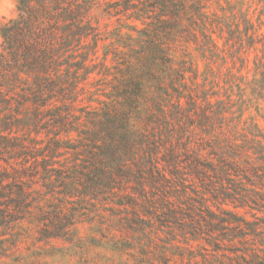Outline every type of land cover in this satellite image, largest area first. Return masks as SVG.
<instances>
[{
	"label": "trees",
	"instance_id": "trees-1",
	"mask_svg": "<svg viewBox=\"0 0 264 264\" xmlns=\"http://www.w3.org/2000/svg\"><path fill=\"white\" fill-rule=\"evenodd\" d=\"M12 1L0 26V264H17L36 229L70 237L73 196L130 185L137 195L119 205L148 242L264 264V129L244 117L264 115V0ZM100 15L129 31L101 54ZM97 67L117 86L84 105Z\"/></svg>",
	"mask_w": 264,
	"mask_h": 264
},
{
	"label": "rangeland",
	"instance_id": "rangeland-1",
	"mask_svg": "<svg viewBox=\"0 0 264 264\" xmlns=\"http://www.w3.org/2000/svg\"><path fill=\"white\" fill-rule=\"evenodd\" d=\"M14 8L12 0H0V26L14 16ZM128 32L116 20L100 15L99 54L104 46L122 42ZM93 70L94 73L82 84L84 105L90 100H103L117 86L115 70L105 77L97 75L96 72H100L98 67ZM98 101L90 104L97 106ZM244 117H254L264 129V115H257L253 108L247 110ZM133 189L134 186L130 185L111 196L100 194L85 199L73 196L65 204L68 215L75 222L70 229V237L40 241L36 229L23 240L14 260L18 261L17 264H207L208 257L196 246L197 242L186 243L179 237V241L172 242L162 234L155 242H148L147 236L133 225V222L145 225V221L133 219L130 205L125 209L119 205L126 199L130 201V196L137 195L132 192ZM143 245H147L148 249H144ZM12 259L5 262L12 263Z\"/></svg>",
	"mask_w": 264,
	"mask_h": 264
}]
</instances>
